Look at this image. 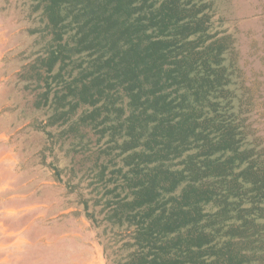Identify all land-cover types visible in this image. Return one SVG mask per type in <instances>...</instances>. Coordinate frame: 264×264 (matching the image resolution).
Wrapping results in <instances>:
<instances>
[{
    "label": "trees",
    "instance_id": "trees-1",
    "mask_svg": "<svg viewBox=\"0 0 264 264\" xmlns=\"http://www.w3.org/2000/svg\"><path fill=\"white\" fill-rule=\"evenodd\" d=\"M38 1L54 37L39 58L44 102L61 78L50 74L54 64L68 65L85 50L98 54L64 80L62 99L76 96L69 110L102 100L81 120L105 125L111 96L127 98L123 121L101 129L112 130L110 140L124 129L119 147L131 150L121 186L127 190L116 184L107 200L118 225L131 229L123 245L133 248L117 264H264V158L246 143L234 110L232 70L224 63L229 36L208 34L213 39L204 44L208 15L181 0ZM69 16L73 26L64 24ZM117 109L120 117L125 109ZM174 159L181 167L172 168ZM208 204L216 209L205 211Z\"/></svg>",
    "mask_w": 264,
    "mask_h": 264
},
{
    "label": "rangeland",
    "instance_id": "rangeland-1",
    "mask_svg": "<svg viewBox=\"0 0 264 264\" xmlns=\"http://www.w3.org/2000/svg\"><path fill=\"white\" fill-rule=\"evenodd\" d=\"M181 2L198 4L200 14L208 15L204 44L213 39L208 34L229 36L224 63L232 70L234 110L243 121L246 143L264 158V0ZM44 3L0 0V264H117L133 248L123 245L132 241L131 229L118 225L107 200L116 184L122 194L127 190L121 186L131 150L119 147L124 129L113 135L115 140H110L112 130L101 129L123 121L127 98L111 96L105 125L81 120L102 100L69 110L68 100L75 103L76 96L62 99L64 80L78 74L80 60L84 67L98 54L85 50L74 53L68 65L54 64L50 74L59 72L61 78L51 83L44 102L46 73L39 58L47 57L54 44ZM81 3H72L70 11ZM70 17L66 26H73ZM121 106L125 111L119 117ZM171 163L181 167L179 159Z\"/></svg>",
    "mask_w": 264,
    "mask_h": 264
},
{
    "label": "crops",
    "instance_id": "crops-1",
    "mask_svg": "<svg viewBox=\"0 0 264 264\" xmlns=\"http://www.w3.org/2000/svg\"><path fill=\"white\" fill-rule=\"evenodd\" d=\"M73 30H74V29H73ZM73 32H74V31H73ZM70 38H71V37H70ZM70 38H69V39H70ZM65 39H66V38H65Z\"/></svg>",
    "mask_w": 264,
    "mask_h": 264
}]
</instances>
